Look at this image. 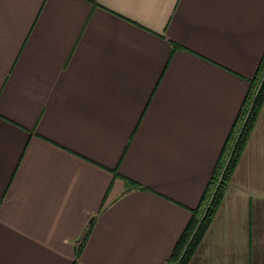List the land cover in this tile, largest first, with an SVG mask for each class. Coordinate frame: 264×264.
I'll use <instances>...</instances> for the list:
<instances>
[{
	"label": "crops",
	"instance_id": "1",
	"mask_svg": "<svg viewBox=\"0 0 264 264\" xmlns=\"http://www.w3.org/2000/svg\"><path fill=\"white\" fill-rule=\"evenodd\" d=\"M263 55L264 0H0V264H166ZM189 264H264V102Z\"/></svg>",
	"mask_w": 264,
	"mask_h": 264
},
{
	"label": "trees",
	"instance_id": "2",
	"mask_svg": "<svg viewBox=\"0 0 264 264\" xmlns=\"http://www.w3.org/2000/svg\"><path fill=\"white\" fill-rule=\"evenodd\" d=\"M263 102L264 55L257 74L251 80L249 92L221 151L201 203L192 210V217L166 264H189L224 197ZM89 234L90 228L85 233L83 241L87 240ZM81 253L80 247L77 250V258Z\"/></svg>",
	"mask_w": 264,
	"mask_h": 264
}]
</instances>
